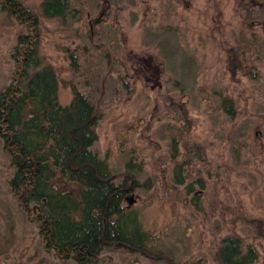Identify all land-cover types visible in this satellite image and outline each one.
<instances>
[{
  "label": "rangeland",
  "instance_id": "obj_1",
  "mask_svg": "<svg viewBox=\"0 0 264 264\" xmlns=\"http://www.w3.org/2000/svg\"><path fill=\"white\" fill-rule=\"evenodd\" d=\"M46 1L18 0L33 28L0 6V86L24 32L59 104L75 86L94 105L91 151L134 176L125 207L150 233L148 258L107 247L103 264H219L227 237L264 264V0H67L63 17ZM12 173L0 139V264H75L44 248Z\"/></svg>",
  "mask_w": 264,
  "mask_h": 264
},
{
  "label": "trees",
  "instance_id": "obj_2",
  "mask_svg": "<svg viewBox=\"0 0 264 264\" xmlns=\"http://www.w3.org/2000/svg\"><path fill=\"white\" fill-rule=\"evenodd\" d=\"M0 6L38 26L18 0H0ZM44 9L49 16L76 14L67 0L46 1ZM36 46L26 33L17 35L10 50L15 68L9 83L0 86V139L13 169L7 183L11 197L37 227L44 248L57 256L75 264H103L102 251L114 247L148 258L150 233L125 207L137 183L134 176L115 177L106 160L91 151L98 140L94 105L75 86L71 103L59 104L56 75L50 66L40 67ZM216 259L253 264L257 253L252 246L243 252L240 239L227 237Z\"/></svg>",
  "mask_w": 264,
  "mask_h": 264
},
{
  "label": "water",
  "instance_id": "obj_3",
  "mask_svg": "<svg viewBox=\"0 0 264 264\" xmlns=\"http://www.w3.org/2000/svg\"><path fill=\"white\" fill-rule=\"evenodd\" d=\"M127 200V202H128V205H131L132 203H133V199H131V198H128V199H126Z\"/></svg>",
  "mask_w": 264,
  "mask_h": 264
}]
</instances>
